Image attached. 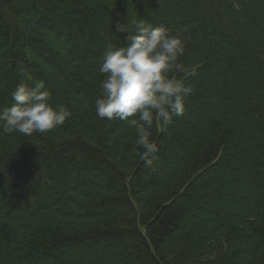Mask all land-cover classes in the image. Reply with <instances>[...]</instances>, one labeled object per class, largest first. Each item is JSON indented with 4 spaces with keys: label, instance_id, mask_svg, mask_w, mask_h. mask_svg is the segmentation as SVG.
<instances>
[{
    "label": "trees",
    "instance_id": "trees-1",
    "mask_svg": "<svg viewBox=\"0 0 264 264\" xmlns=\"http://www.w3.org/2000/svg\"><path fill=\"white\" fill-rule=\"evenodd\" d=\"M141 18L184 41L193 87L150 167L95 112L115 22ZM22 70L73 115L0 133V264H264V0H0V109Z\"/></svg>",
    "mask_w": 264,
    "mask_h": 264
},
{
    "label": "clouds",
    "instance_id": "clouds-1",
    "mask_svg": "<svg viewBox=\"0 0 264 264\" xmlns=\"http://www.w3.org/2000/svg\"><path fill=\"white\" fill-rule=\"evenodd\" d=\"M131 23L134 33L130 34L126 26L115 22L116 31L128 35L123 46L109 44L101 58L99 72L104 78L95 112L100 119L119 120L133 128L141 159L150 167L158 152L151 129L154 124L166 128L174 117L183 116L193 87L177 75L187 71L180 62L185 48L180 36L143 18ZM22 75L24 81L11 94L12 105L0 109V133H47L72 117L69 107L51 103L43 80H34L23 70Z\"/></svg>",
    "mask_w": 264,
    "mask_h": 264
}]
</instances>
